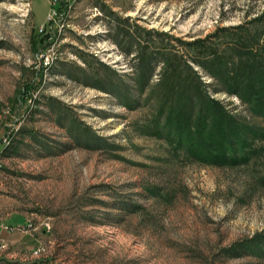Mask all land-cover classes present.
<instances>
[{
	"label": "rangeland",
	"instance_id": "1",
	"mask_svg": "<svg viewBox=\"0 0 264 264\" xmlns=\"http://www.w3.org/2000/svg\"><path fill=\"white\" fill-rule=\"evenodd\" d=\"M240 27L264 45V0H0V264H264L224 253L264 234V137L229 166L151 134L171 54L264 127L195 62Z\"/></svg>",
	"mask_w": 264,
	"mask_h": 264
},
{
	"label": "trees",
	"instance_id": "2",
	"mask_svg": "<svg viewBox=\"0 0 264 264\" xmlns=\"http://www.w3.org/2000/svg\"><path fill=\"white\" fill-rule=\"evenodd\" d=\"M238 39L226 42L223 53L209 48L205 57L195 61L211 77L216 78L223 90L235 94L249 104L250 111L264 117V45L259 32L240 27ZM228 31V29H223ZM185 45L205 48L203 39L187 41ZM165 58L160 87V104L152 124L154 136L163 139L175 152L186 158L217 165L244 163L255 156L259 148L255 142L264 137V127L239 119L221 102L212 98L204 88L199 75L182 56ZM151 52L138 56L140 81L143 91L152 69ZM145 79V80H144ZM149 194L160 188L147 186ZM123 207L130 211L141 205L125 200ZM225 255H264V234L236 242L233 248L224 249Z\"/></svg>",
	"mask_w": 264,
	"mask_h": 264
},
{
	"label": "water",
	"instance_id": "3",
	"mask_svg": "<svg viewBox=\"0 0 264 264\" xmlns=\"http://www.w3.org/2000/svg\"><path fill=\"white\" fill-rule=\"evenodd\" d=\"M48 35H49V34H48V33H46V34H45V37H48Z\"/></svg>",
	"mask_w": 264,
	"mask_h": 264
}]
</instances>
